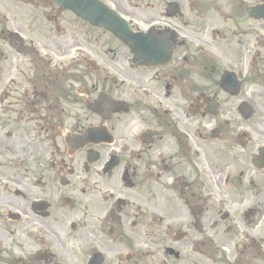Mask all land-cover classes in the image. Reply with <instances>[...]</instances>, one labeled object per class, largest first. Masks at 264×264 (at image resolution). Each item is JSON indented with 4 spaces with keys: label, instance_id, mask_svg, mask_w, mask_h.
<instances>
[{
    "label": "flooded vegetation",
    "instance_id": "1",
    "mask_svg": "<svg viewBox=\"0 0 264 264\" xmlns=\"http://www.w3.org/2000/svg\"><path fill=\"white\" fill-rule=\"evenodd\" d=\"M100 1L0 0V264H264V0Z\"/></svg>",
    "mask_w": 264,
    "mask_h": 264
},
{
    "label": "water",
    "instance_id": "2",
    "mask_svg": "<svg viewBox=\"0 0 264 264\" xmlns=\"http://www.w3.org/2000/svg\"><path fill=\"white\" fill-rule=\"evenodd\" d=\"M67 6L73 8L80 17H84L86 20L91 21L92 24L94 23L100 27L104 25L107 29L120 33V36L124 40L131 41L130 46H134L132 43H135L133 42L135 41V37L129 32L130 30H128V28L126 30L125 28L123 32H118V30H116L119 26L117 22L121 21L117 18L115 13L107 9L103 4L101 5L98 2L95 3L93 0L89 1V3H79V0H72ZM112 18H116L119 21L116 20L113 22Z\"/></svg>",
    "mask_w": 264,
    "mask_h": 264
},
{
    "label": "rangeland",
    "instance_id": "3",
    "mask_svg": "<svg viewBox=\"0 0 264 264\" xmlns=\"http://www.w3.org/2000/svg\"><path fill=\"white\" fill-rule=\"evenodd\" d=\"M134 3H136V1L135 0H132ZM145 2H146V0H145ZM41 42V41H40ZM39 42H37V44H38ZM44 43L45 44H47L48 45V47L50 46V45H57V44H55V43H53L52 42V40H50V39H44ZM55 50H58L57 48L55 49ZM63 54H65L66 52H62ZM54 56V55H53ZM58 61H60L61 59L59 58V59H57Z\"/></svg>",
    "mask_w": 264,
    "mask_h": 264
}]
</instances>
